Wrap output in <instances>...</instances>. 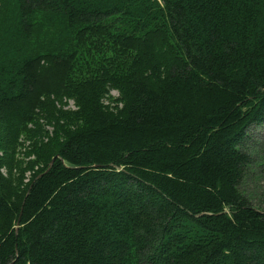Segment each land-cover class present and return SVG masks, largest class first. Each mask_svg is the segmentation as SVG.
I'll return each mask as SVG.
<instances>
[{
    "label": "trees",
    "instance_id": "1",
    "mask_svg": "<svg viewBox=\"0 0 264 264\" xmlns=\"http://www.w3.org/2000/svg\"><path fill=\"white\" fill-rule=\"evenodd\" d=\"M64 96L76 126L15 175ZM251 124L264 0H0V264H264Z\"/></svg>",
    "mask_w": 264,
    "mask_h": 264
},
{
    "label": "rangeland",
    "instance_id": "2",
    "mask_svg": "<svg viewBox=\"0 0 264 264\" xmlns=\"http://www.w3.org/2000/svg\"><path fill=\"white\" fill-rule=\"evenodd\" d=\"M102 97L103 103L112 108L117 105L121 95L117 88L107 86ZM52 102L54 105H47V109L39 111L38 115L26 125L16 149L15 175L18 174L19 169L36 160V154L44 153L45 157L54 144L63 140L64 132H61V127L68 126L70 121L73 127L76 126V120L72 118L73 113L78 109L75 99L64 96L53 98ZM62 117H69V120ZM247 134L249 141L245 148L252 156V162L247 168L241 189L248 195L252 205L264 212V125L251 124L247 128ZM136 138L133 136L131 140L137 141ZM177 156L178 166L181 169L190 158L186 159L184 154ZM26 176L28 179L30 171L26 172Z\"/></svg>",
    "mask_w": 264,
    "mask_h": 264
}]
</instances>
